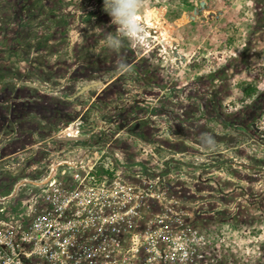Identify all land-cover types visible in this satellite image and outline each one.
<instances>
[{
    "label": "rangeland",
    "instance_id": "obj_1",
    "mask_svg": "<svg viewBox=\"0 0 264 264\" xmlns=\"http://www.w3.org/2000/svg\"><path fill=\"white\" fill-rule=\"evenodd\" d=\"M62 7L78 19L92 10L95 27L74 18L64 33L47 31L48 12ZM141 19L143 42L125 40L116 54L105 46L116 26L103 0H0V128L5 121V136L15 134L11 142L22 150L0 167V200L22 178L40 179L51 153L68 155L74 143L52 139L77 121L94 132L90 145L109 144L132 160L127 139L151 140L157 153L168 134L188 133L201 120L206 132H228L231 151L203 159L205 178L177 182V192L198 204V221L218 235V264H264V0H145ZM45 33L47 49L35 48ZM9 47L20 62L7 57ZM121 58L128 69H117ZM93 82L101 85L69 101ZM247 84L256 91L238 100ZM32 193L39 190L18 188L20 200Z\"/></svg>",
    "mask_w": 264,
    "mask_h": 264
},
{
    "label": "built area",
    "instance_id": "obj_2",
    "mask_svg": "<svg viewBox=\"0 0 264 264\" xmlns=\"http://www.w3.org/2000/svg\"><path fill=\"white\" fill-rule=\"evenodd\" d=\"M93 134L80 121L58 132L53 141L74 143L68 155L51 153L40 179L22 178L1 201L0 264H218V235L198 221V204L161 176L152 145L138 139L133 150L155 166L109 144L90 145ZM22 185L39 193L20 200Z\"/></svg>",
    "mask_w": 264,
    "mask_h": 264
},
{
    "label": "crops",
    "instance_id": "obj_3",
    "mask_svg": "<svg viewBox=\"0 0 264 264\" xmlns=\"http://www.w3.org/2000/svg\"><path fill=\"white\" fill-rule=\"evenodd\" d=\"M151 87L154 88V90L155 89L164 90V88L160 87L159 85L153 84ZM97 95H99V93H94L91 100L87 101L88 104L86 105L87 107L83 109L84 112L90 108L92 101L97 97ZM79 97L81 96H78L75 99ZM82 99H84V97L81 98L80 100ZM72 100L69 99V101H72ZM157 100L158 99L153 100L151 102H153V104H156ZM160 120L164 121V117H160ZM189 121L188 120L186 121L188 125H190V123L194 124L193 119H189ZM200 121L201 120H199L198 122L199 127L190 125V129H189L190 132H188L189 135L188 133H181V134L177 133V135H174L175 139L173 141L166 139V141L162 143L163 145L156 146L155 148L161 161H163L164 163L163 165L164 167L163 169H161L162 170L161 176L165 177L166 179L170 177L172 183L175 182V184L179 185L177 182H186L184 185L186 187L187 186L190 187V186H194L195 184H200V181L205 178L204 176L205 172L203 169H205L204 167L207 166V163L206 162H192L191 160H188V157L190 155H197V156L202 157V159L209 158V159L214 160L213 158L214 155L220 154L223 157V156L228 155L229 151H231L230 148L224 144V140L226 139L225 136L228 132H224L222 129L221 130L219 129L220 131L213 130L212 132H209V131L206 132L205 128L202 129V127H200L201 125ZM4 122L2 123V126L0 128V167L1 169L8 168L10 165L6 163V160L9 159L11 156H15L19 152L22 151L21 147H16V145L12 144L14 142H11L12 140H15L14 139L16 137L15 134L9 135L7 137L5 136ZM198 129L202 130L203 133L198 132L197 131ZM236 134L237 133H233V135H236ZM127 140H128L127 141L128 143L126 145L129 147V149L130 150L135 149L134 148L135 146H133L134 143L129 144V142H131L132 140L131 141H129L130 139H127ZM140 140L142 141L141 138ZM150 141L151 140H149V142L147 143L146 142L144 143L146 145L151 146L152 143ZM133 153L136 158L141 157L144 164L153 165V166L158 165V163H156L154 159L149 157L148 154H140L139 152H136L134 150H133ZM180 154L184 156L182 157L180 156ZM187 154H189V156H187ZM134 156L132 158H134ZM237 164H240V163L238 162ZM13 165L15 164L13 163ZM174 165H178V172H176L177 175L184 174L185 180L181 181L178 178L177 180H175V176L172 175L171 170H170L173 168ZM0 182H2V178H0ZM190 189H192V191L195 190L193 187ZM193 193H196L195 194L196 196L206 194L205 192L198 193L196 191ZM3 199L0 200V203L1 201H3Z\"/></svg>",
    "mask_w": 264,
    "mask_h": 264
},
{
    "label": "clouds",
    "instance_id": "obj_4",
    "mask_svg": "<svg viewBox=\"0 0 264 264\" xmlns=\"http://www.w3.org/2000/svg\"><path fill=\"white\" fill-rule=\"evenodd\" d=\"M144 6L145 0H103V9L111 17V24L116 26V32L108 33L105 38V46L110 51L119 54L125 40L132 46L143 42L145 27L141 14ZM116 67L118 70L128 69L122 58L117 61Z\"/></svg>",
    "mask_w": 264,
    "mask_h": 264
},
{
    "label": "trees",
    "instance_id": "obj_5",
    "mask_svg": "<svg viewBox=\"0 0 264 264\" xmlns=\"http://www.w3.org/2000/svg\"><path fill=\"white\" fill-rule=\"evenodd\" d=\"M41 7H42V5H41ZM69 10H70L69 7L68 8L62 7L61 9H59L57 11V13H54L53 9H52V12L49 11L48 13L50 14L51 18L44 25L45 26L44 28H46V30L51 32V33H53L54 31H59L61 33H64L73 24L74 18H75V20H78L77 21L78 24H84V23L92 24V21H90L91 17L94 14V12L92 10H89L88 12H86L85 15L82 16L80 19L76 18V16L73 15V13H71ZM92 25H90V27L89 26L88 27L90 29H92L95 27L96 23L94 22V25L93 26ZM46 34L47 33H45V35H43L42 38L38 39V41L35 43V46H34L35 48L44 49V50L47 49L48 44H47L46 40L50 39V37H49L50 34L49 35H46ZM26 45H27V47L24 49V50H26L25 53H27L31 49V45L29 43H27ZM9 49L10 50L8 52L7 57L9 59L14 58L15 59L14 63L20 62L23 59V57H16L17 53H16L15 49H13L11 47H9ZM63 88L65 89L68 87L65 85ZM255 91H256L255 87L250 85V84H247L245 89H241L240 87H238V91H237V95H236L237 99L241 100L244 95L250 97Z\"/></svg>",
    "mask_w": 264,
    "mask_h": 264
},
{
    "label": "water",
    "instance_id": "obj_6",
    "mask_svg": "<svg viewBox=\"0 0 264 264\" xmlns=\"http://www.w3.org/2000/svg\"><path fill=\"white\" fill-rule=\"evenodd\" d=\"M101 83L99 82H93V83H90V84H86V85H83L81 86L78 91L73 95L72 98H69V99H74L78 96H81L83 93L87 92L88 90L90 89H93L95 87H98ZM32 86H35L34 84H31Z\"/></svg>",
    "mask_w": 264,
    "mask_h": 264
},
{
    "label": "bare ground",
    "instance_id": "obj_7",
    "mask_svg": "<svg viewBox=\"0 0 264 264\" xmlns=\"http://www.w3.org/2000/svg\"><path fill=\"white\" fill-rule=\"evenodd\" d=\"M150 27H152V26H150ZM146 40V39H145Z\"/></svg>",
    "mask_w": 264,
    "mask_h": 264
}]
</instances>
